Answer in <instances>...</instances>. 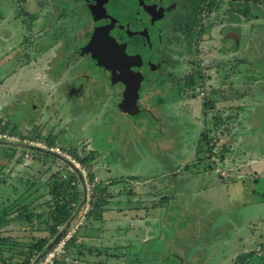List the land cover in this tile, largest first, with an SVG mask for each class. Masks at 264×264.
<instances>
[{
    "label": "rangeland",
    "instance_id": "obj_1",
    "mask_svg": "<svg viewBox=\"0 0 264 264\" xmlns=\"http://www.w3.org/2000/svg\"><path fill=\"white\" fill-rule=\"evenodd\" d=\"M70 2L0 0V264L32 263L65 236L52 264H237L249 252L264 264V0H237L236 16L222 3L216 22L239 35L209 26L191 61L155 80L148 69L133 114L95 77L80 78V97L79 86L65 87L83 69L68 62L85 30L78 13H61H73ZM155 40L146 50L161 60L166 41ZM33 146L57 155L42 162ZM56 186L67 194L59 204L78 207L66 224H55ZM166 191L159 226H146L141 209L164 203ZM92 196L105 201L102 220L88 215ZM40 238L48 242L29 255Z\"/></svg>",
    "mask_w": 264,
    "mask_h": 264
},
{
    "label": "flooded vegetation",
    "instance_id": "obj_2",
    "mask_svg": "<svg viewBox=\"0 0 264 264\" xmlns=\"http://www.w3.org/2000/svg\"><path fill=\"white\" fill-rule=\"evenodd\" d=\"M125 2L126 4L122 5L118 12L114 11L117 5L115 0H72L67 9H70L73 13L61 8L63 10L61 13L64 14L65 11V15L71 16L74 12L75 15L78 13V17L84 23L86 30H84L82 41L76 44L77 47L71 52L73 57L68 62L75 61L74 58L77 57V69L87 68L93 74L95 72L92 71V68H95L97 73L96 76L91 74L86 76L84 75L85 70H78V75L65 86L68 88L73 87L72 92L74 93L75 88L79 86L80 90L78 94L75 93L76 97H80L82 95L81 91H85L80 78L86 77L89 80V78L95 77L118 88L120 94L118 105L126 88V83L122 79H138L141 76L137 100L144 99L147 95L146 86L144 88V85L149 83L147 78L148 75H151L146 72L148 69L154 74L155 80L157 76L160 77L163 74V70L166 69L167 65L173 66L172 64L177 63L179 60L184 62L185 58H189L190 53L195 52L196 44L209 26L208 29H211L213 26L220 25L218 31L227 28L232 33L236 32V28L231 27L232 25L226 26L220 22L219 24L216 20H220V10L222 12L223 9L222 3L233 8H225L223 13L231 11L236 16L238 8L234 9V6H237L235 4L237 0H182L180 3L178 0H126ZM239 8V11H241V7ZM244 10L249 11L247 8L242 9V11ZM105 28L108 29V34L117 44L112 41V43L109 42V45H106ZM95 30H99L100 33L97 31L95 43L89 45ZM193 32H195L194 36ZM234 35L238 36L239 32L234 33ZM223 38L225 37L219 33L221 46ZM155 39L166 41L163 49L164 55H162L161 60H157L158 57L154 59L158 55L157 48L154 57L146 50L147 48L152 49L154 45L161 43L156 42ZM175 46L179 51L173 54L175 53ZM229 47L234 48V45ZM236 48L237 45L234 49ZM172 55H175V57L171 59ZM59 59L65 61L62 56ZM106 59L112 66H121V69L113 71L106 68L108 63ZM189 60L190 58L185 62L188 63ZM54 72L57 74L58 70L54 68ZM88 80H86V83Z\"/></svg>",
    "mask_w": 264,
    "mask_h": 264
},
{
    "label": "trees",
    "instance_id": "obj_3",
    "mask_svg": "<svg viewBox=\"0 0 264 264\" xmlns=\"http://www.w3.org/2000/svg\"><path fill=\"white\" fill-rule=\"evenodd\" d=\"M254 1H258V0H254ZM243 12L244 13L245 12L248 13V10H244ZM246 16L250 17L249 14H246ZM246 16H245V18H246ZM189 78L190 79L187 81L188 85L194 83V81H195L194 75L193 76L192 75L189 76ZM46 141H47L48 146H52V145L55 144L54 139H51V138L48 139L47 138ZM32 150L37 155L40 154V156H42V158H43L42 162H44L45 158H47L48 156L56 157V155H57L55 152H52V151H50L47 148H42V147H39V146H33ZM45 156H47V157H45ZM72 181L73 180H68L67 184L70 185V183ZM72 188H74V187H72ZM52 193H53V197L51 198V200H52L53 203H55V208H54V211H53L56 214V217H55V221L56 222H55V224H58V223L66 224V223L71 222L72 220H74L75 214L78 212V207L76 208V210H71V208L68 206L67 203L59 204L67 196V194L65 192H63L60 187L56 186L55 188H53L52 189ZM92 197H93V199H92V202H91V210H90V212H88L89 213L88 215H90V213H92V212H95V214H98V215H95L94 217L96 219L102 220L103 219V211L104 210H102L101 208H103V205H104L105 201H104L103 197H99V196H96V197L92 196ZM82 198H83V196L82 195L80 196L78 192H76V194L74 195V199L77 202H80ZM78 206H79V203H78ZM18 214L20 216L23 215V217H25V219H27V216H25L23 213H18ZM5 221H6V215H4L2 213V220H1L0 225L4 224V223H7ZM47 242H48L47 239H44V240H42L41 238L37 239L35 244L32 247H30L31 251L29 252L30 253L29 255L35 256L36 254H32V251L33 250H36V252H38V250L40 251ZM254 256H256L255 252H249L245 256V258H243V259H241V256H238L239 259H237V261H239V263H237V264H256V263H258V261L256 260V258H254ZM29 257L30 256H28L27 258H24L22 264H31V261H30ZM261 261H259V262H261ZM4 264H6V263H4Z\"/></svg>",
    "mask_w": 264,
    "mask_h": 264
},
{
    "label": "water",
    "instance_id": "obj_4",
    "mask_svg": "<svg viewBox=\"0 0 264 264\" xmlns=\"http://www.w3.org/2000/svg\"><path fill=\"white\" fill-rule=\"evenodd\" d=\"M105 30H106L105 31L106 32L105 40L107 42L106 45H109V42L112 43V41H113V43L117 44L115 42V40L113 38H111L110 35L108 34V29L105 28ZM97 31H98V33H100L99 30H95V32H94V34L92 36V39L89 42V45L95 43V38H96V36L98 34ZM123 54H124V50H123ZM106 62H108L106 64V68L112 69L113 71H115L116 69H121V66H115V65L112 66L107 59H106ZM124 73H127V72H124ZM141 78L142 77L140 76L138 79H134V78H123L122 79V81L126 83V88H125L124 93H123V98H122V100L120 101V103L118 105H119V107L121 109L127 111L129 114H133L135 112H138V110H139V107H138V105L136 103V100H137V97H138V89H139V86H140ZM57 240H58V238L56 237L54 242H57ZM52 244H55V243H52ZM51 246L52 245L47 246L45 248L44 254L47 253L49 251V249H51L53 247V246L52 247ZM44 254L43 255H38L37 258L34 261H32L31 264H36L40 260L39 259L40 257L43 258L45 256Z\"/></svg>",
    "mask_w": 264,
    "mask_h": 264
},
{
    "label": "crops",
    "instance_id": "obj_5",
    "mask_svg": "<svg viewBox=\"0 0 264 264\" xmlns=\"http://www.w3.org/2000/svg\"><path fill=\"white\" fill-rule=\"evenodd\" d=\"M200 69H197L196 68V74L198 75L199 73H200V71H199ZM192 74H190L189 76H191ZM189 76H188V79H186L187 81L190 79L189 78ZM193 76V75H192ZM194 77H195V75H194ZM188 84V83H187ZM192 84H195V81H194V83H192ZM192 84H189V85H192ZM138 98V97H137ZM136 103H137V101H136ZM139 107V106H138ZM139 109H140V107H139ZM253 122L255 121L254 119L252 120ZM165 184H167V183H165ZM167 189L170 187V189H172V187L173 186H171V183H168L167 185ZM174 188V187H173ZM167 192V191H166ZM162 195H165V196H163V197H165V198H162V199H164V203H162V201L160 202V203H157V204H148V207H146V205H147V203H149V202H146L145 203V208H143V209H141V210H143L144 211V214L142 215V217H140V219H142L144 222H145V225L146 226H151V227H155V228H157V226H159L158 225V222H157V217H159V215H160V213L161 212H159V210L160 209H164V207H165V205H166V203L167 202H170L169 201V199H170V197H171V195H169L168 194V192L167 193H165V194H161V196ZM148 196L150 197L149 198V200L148 201H152L153 199H155L156 198V196H153V197H151V194H148ZM168 211V209L165 211V212H167ZM162 216H163V214H162ZM168 220V219H167ZM166 220V218H164V221H167ZM165 223H167V225H169V222L167 221V222H165ZM146 228V227H145ZM176 232L178 233V232H181L180 230H176ZM150 239H153L152 237L151 238H149V240ZM148 240V241H149ZM147 241V242H148ZM140 243H145L144 242V237L143 238H141V241H140ZM149 248H147L146 250H148Z\"/></svg>",
    "mask_w": 264,
    "mask_h": 264
},
{
    "label": "built area",
    "instance_id": "obj_6",
    "mask_svg": "<svg viewBox=\"0 0 264 264\" xmlns=\"http://www.w3.org/2000/svg\"><path fill=\"white\" fill-rule=\"evenodd\" d=\"M67 240H68V236L62 238L55 246H53L46 253L45 257L37 264H52L54 262V259L59 257L63 253Z\"/></svg>",
    "mask_w": 264,
    "mask_h": 264
},
{
    "label": "clouds",
    "instance_id": "obj_7",
    "mask_svg": "<svg viewBox=\"0 0 264 264\" xmlns=\"http://www.w3.org/2000/svg\"><path fill=\"white\" fill-rule=\"evenodd\" d=\"M36 256V255H35Z\"/></svg>",
    "mask_w": 264,
    "mask_h": 264
}]
</instances>
